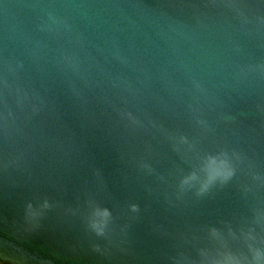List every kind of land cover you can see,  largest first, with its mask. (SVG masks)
Listing matches in <instances>:
<instances>
[{
  "label": "water",
  "instance_id": "obj_1",
  "mask_svg": "<svg viewBox=\"0 0 264 264\" xmlns=\"http://www.w3.org/2000/svg\"><path fill=\"white\" fill-rule=\"evenodd\" d=\"M226 225L264 237V0H0V262L173 264Z\"/></svg>",
  "mask_w": 264,
  "mask_h": 264
},
{
  "label": "clouds",
  "instance_id": "obj_2",
  "mask_svg": "<svg viewBox=\"0 0 264 264\" xmlns=\"http://www.w3.org/2000/svg\"><path fill=\"white\" fill-rule=\"evenodd\" d=\"M219 160L212 158L205 169V178L199 183L196 196H203L217 185L224 186L236 176V169L228 162L226 154ZM195 174L181 182V187L196 181ZM47 207V205H45ZM29 210L31 205L28 206ZM132 211H138L137 206H132ZM35 218L34 213H29ZM107 218L110 214L105 210L101 214ZM97 235H103V226L98 223L92 224ZM227 233L224 234L217 228H211L206 235L197 237L190 242L187 251L178 252L173 257V264H264V251H261L258 243L264 237L259 235L258 226H247V229H240V234L231 225H226ZM34 229H28L32 231ZM264 232V229H260ZM95 251H100L97 247ZM250 254V259H249Z\"/></svg>",
  "mask_w": 264,
  "mask_h": 264
},
{
  "label": "bare ground",
  "instance_id": "obj_3",
  "mask_svg": "<svg viewBox=\"0 0 264 264\" xmlns=\"http://www.w3.org/2000/svg\"><path fill=\"white\" fill-rule=\"evenodd\" d=\"M0 264H5V263H3V262H0Z\"/></svg>",
  "mask_w": 264,
  "mask_h": 264
}]
</instances>
